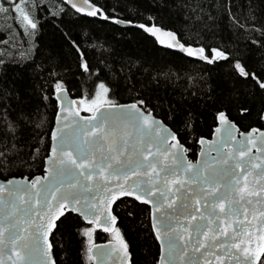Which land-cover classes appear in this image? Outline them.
Returning a JSON list of instances; mask_svg holds the SVG:
<instances>
[{
    "label": "snow or ice",
    "instance_id": "obj_1",
    "mask_svg": "<svg viewBox=\"0 0 264 264\" xmlns=\"http://www.w3.org/2000/svg\"><path fill=\"white\" fill-rule=\"evenodd\" d=\"M64 3L82 17L136 27L159 44L166 43L165 34L166 47L202 62L198 83L216 109L213 124L201 133L195 111L170 102L160 118L157 109L163 110L165 101L156 95L154 103L149 88L154 83L157 91L172 73L153 76L131 56L112 63L101 59L94 68L62 27L68 14L63 8L50 13L59 45L42 47L39 30L49 20L38 24L20 3L6 0L0 13L22 18L35 39L25 51L0 58V172L7 173L0 181V264H60L50 236L60 233L64 239L62 226L70 230L60 249L66 257L77 236L87 264H131L130 246L117 222L141 216L159 246L155 264H264V126L241 129L228 111L238 105L241 116L251 114L246 101L230 95L240 85H252L264 102V65L257 70L248 63L251 46L264 48V26L257 29L254 23L256 9L248 5L253 22L242 23L226 5L240 30L260 33L246 52L181 42L173 31L110 14L95 0ZM189 7L200 18L214 5ZM65 45L80 76L91 78L87 97L74 98L67 88L64 76L72 67ZM221 63L229 66L228 89L211 78ZM38 158L42 174L17 178L14 168ZM97 229L110 234L106 245L93 242Z\"/></svg>",
    "mask_w": 264,
    "mask_h": 264
},
{
    "label": "trees",
    "instance_id": "obj_2",
    "mask_svg": "<svg viewBox=\"0 0 264 264\" xmlns=\"http://www.w3.org/2000/svg\"><path fill=\"white\" fill-rule=\"evenodd\" d=\"M16 2L29 11L30 18L34 22L42 24L44 20H49V24H44L39 30V43L42 47L59 45L60 37L59 35L53 37L50 27V13L59 12L63 8L68 14L64 16L65 25L62 27L66 26L72 38L78 40L94 68L99 66L101 59L112 63L113 60H126L131 56L133 59L139 58L144 68L153 76L157 73H172L170 80L162 78L157 91H152L155 88L154 83L149 88L154 103L156 95L165 101L164 109H157L160 112V118L163 119L164 113L168 111V102L174 105L179 104L185 110L195 111L198 130L204 134L208 133L213 124L216 109L211 107V101H206L200 93L198 78L201 69L205 67L202 62L159 46L151 36L136 27H122L111 22H103L99 18L82 17L80 14H75L74 10L64 3V0H16ZM95 2L110 14L118 17L129 16L138 23L148 22L174 30L182 42L194 41L223 49L239 48L248 52L250 47L248 42L260 38L258 31L240 30L229 18L226 5L230 4L232 13L238 16L242 23L253 22L248 8V5H252L256 9L254 18L256 28L264 26V0H139L138 3L134 0H95ZM3 3H6V0H0V4ZM33 3L37 4L38 8L31 7ZM197 3L211 4L214 7H205V15L196 18L192 15L189 5ZM209 15L211 19L208 18ZM34 39L32 30L26 27L22 18H17L15 13H0V58H9L14 52L25 51L32 45ZM62 51L66 57V63L71 64L72 67L71 74L64 76L70 94L74 97H87L89 89L93 87L91 78L87 74L80 76L74 63L75 57L71 55L67 45L63 46ZM248 63L252 68L259 70L264 65V48L251 46ZM54 71L63 72L60 68H55ZM228 71L229 66L223 63L211 70L212 80L223 89L231 87ZM230 95L246 101L244 106L251 110L250 115L241 116L238 105H229L230 117L238 123L241 129L264 126V120L261 119L264 115V102L261 100V94L252 85H240L239 92H232ZM127 99V93L121 95L122 102H126ZM168 123L171 127V121ZM41 148L43 149V145ZM45 154L46 152L42 150L40 156L43 157ZM188 157L195 159L193 153H189ZM24 159L30 161L31 157L25 156ZM41 164L42 159L38 158L30 165H18L13 171L17 177L31 178L33 175L42 174ZM5 175L7 173L0 172L1 178ZM142 220V216L136 221L121 217L118 219L117 227L129 243L132 254L131 264H155V259L159 255V246L154 242L146 226L141 224ZM62 231L64 239H61L60 233H57L55 238L51 237L54 250L57 252L55 259L60 264H87L86 256L81 251L80 238L77 236H72L71 257H66V251H60L62 245L68 242L70 235V230L64 226H62ZM75 231L76 228L71 229V232ZM109 239H111L110 234L102 230H96L93 234L94 243Z\"/></svg>",
    "mask_w": 264,
    "mask_h": 264
},
{
    "label": "water",
    "instance_id": "obj_3",
    "mask_svg": "<svg viewBox=\"0 0 264 264\" xmlns=\"http://www.w3.org/2000/svg\"><path fill=\"white\" fill-rule=\"evenodd\" d=\"M69 7H70V5H68ZM71 8V7H70ZM72 10H74V9H72ZM120 26H122V27H126V26H124V25H120ZM162 30H164V32H166V31H173L175 34H176V36H177V39H179V36H178V34H177V32H175L174 30H171V29H166V28H163V27H161V26H159ZM153 38V37H152ZM154 39V38H153ZM161 39H163L166 43L167 42H169V37L167 36V35H165V34H162L161 35ZM182 42V41H181ZM166 43L165 44H159V43H157L159 46H161V47H163V48H166V49H169V50H173V51H176V52H179L178 51V49H175V48H168V47H166ZM179 53H181V52H179ZM181 54H183V53H181ZM183 55H185V54H183ZM186 56V55H185ZM190 58H192V57H190ZM194 59V58H193ZM72 96V95H71ZM72 97H74V96H72ZM74 98H78V97H74ZM264 116V115H263ZM264 120V119H263ZM189 158V157H188ZM38 175H40V174H38ZM28 177V176H27ZM17 178H20V177H17ZM29 178V177H28ZM30 179V178H29ZM3 180V178H1L0 177V181H2ZM118 223V222H117ZM97 230H101V229H97ZM50 240H51V236H50ZM110 240V239H109ZM109 240H106V241H103V242H96V244H98V245H106L107 244V242L109 241ZM131 253V252H130ZM131 257H132V254H131ZM131 257H130V260H131Z\"/></svg>",
    "mask_w": 264,
    "mask_h": 264
}]
</instances>
